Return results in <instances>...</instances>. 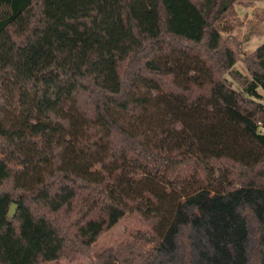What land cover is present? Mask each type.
I'll return each mask as SVG.
<instances>
[{
    "label": "trees",
    "instance_id": "1",
    "mask_svg": "<svg viewBox=\"0 0 264 264\" xmlns=\"http://www.w3.org/2000/svg\"><path fill=\"white\" fill-rule=\"evenodd\" d=\"M238 2L0 0V264H264V42L227 41Z\"/></svg>",
    "mask_w": 264,
    "mask_h": 264
},
{
    "label": "rangeland",
    "instance_id": "2",
    "mask_svg": "<svg viewBox=\"0 0 264 264\" xmlns=\"http://www.w3.org/2000/svg\"><path fill=\"white\" fill-rule=\"evenodd\" d=\"M223 23L225 24L223 33L228 37L227 41L234 48H238L244 55H247L264 42V0H239L232 6V10L228 12L227 16L221 20V24ZM235 67L241 73L247 74V70L241 61H238ZM233 87L237 88L238 85L233 83ZM258 92L262 95L261 101L264 102V90L258 88ZM156 96L163 101L160 94H156ZM133 227L134 221L125 218L102 232L92 246V255L129 239ZM46 264H91V262L87 255H80L73 260L62 259Z\"/></svg>",
    "mask_w": 264,
    "mask_h": 264
},
{
    "label": "water",
    "instance_id": "3",
    "mask_svg": "<svg viewBox=\"0 0 264 264\" xmlns=\"http://www.w3.org/2000/svg\"><path fill=\"white\" fill-rule=\"evenodd\" d=\"M16 210V204L15 203H11L9 210H8V216L11 218L13 217L14 213Z\"/></svg>",
    "mask_w": 264,
    "mask_h": 264
}]
</instances>
